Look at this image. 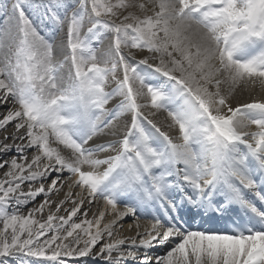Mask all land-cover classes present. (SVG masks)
Wrapping results in <instances>:
<instances>
[{
	"label": "snow or ice",
	"instance_id": "obj_1",
	"mask_svg": "<svg viewBox=\"0 0 264 264\" xmlns=\"http://www.w3.org/2000/svg\"><path fill=\"white\" fill-rule=\"evenodd\" d=\"M69 7L68 55L57 61L19 0L12 5L21 35L15 51L0 54V107H7L0 264L87 257L94 264H264V102L229 103L242 84L264 88V0H72ZM89 9L94 22L82 37ZM105 33L112 41L100 61L92 43ZM162 112L182 143L153 118ZM251 125L257 130L245 131ZM103 135L113 138L94 143ZM61 192L59 202L51 199ZM237 210L239 219L229 216ZM81 211L85 218L75 222ZM209 214L228 217L231 227L190 226ZM142 216H150L144 225ZM128 219L135 234L123 236ZM172 240L166 254L149 255Z\"/></svg>",
	"mask_w": 264,
	"mask_h": 264
},
{
	"label": "bare ground",
	"instance_id": "obj_2",
	"mask_svg": "<svg viewBox=\"0 0 264 264\" xmlns=\"http://www.w3.org/2000/svg\"><path fill=\"white\" fill-rule=\"evenodd\" d=\"M27 1V2H26ZM30 1V0H29ZM28 0H19V2L21 3V5L24 8L25 11V15L26 17H28L29 21L31 22L32 26L36 29V32L38 33L39 36L43 37L45 40H47L49 43H51L53 45V56L54 59H56L57 61H62V57L64 56V54H67L66 52V44H67V31H68V20H67V16L61 15L63 13H65V11H60L59 13H61L60 15L57 13V17L58 20L55 19L54 20V24H51L52 28L50 30L46 29V25H44L40 20H39V9H37L35 6L31 5L30 2ZM46 2L50 1V0H45ZM44 0H41L40 3L45 2ZM7 5L8 3H10L11 5H13V3H15V0H0V3H6ZM60 3L63 5H71L72 4V0H60ZM71 11V10H70ZM43 24V25H42ZM20 21L18 18V14L12 11V15L11 16H7L4 15L3 13H0V54H3L6 51H15V47H16V40L17 38L20 37ZM106 35L103 37V40L100 41V43H98V47L97 49H94L95 47H93V49L96 51V55L98 57V59H102V58H107L105 56V53L107 52L108 48L106 46L105 40H106ZM112 40V37L111 39ZM109 40V46L111 41ZM10 47V48H9ZM70 67H64L63 69V74L67 75L68 69ZM145 98H141L139 100L140 103L145 104ZM253 101H261L264 102V88H262L259 84H251L248 83L246 85L242 84L240 86L237 87V89L235 90L234 94L232 97H230L229 103L232 107H237L238 105L241 104H245V103H251ZM9 107H11V105L9 104ZM144 112H149V111H155L154 109H148L146 108L145 110L143 109ZM158 124L162 125L164 128H167L168 132L173 133V127H169L168 125L172 124V121L170 120V118H167V113H158L155 117H153ZM124 123H127V121H121V125H123ZM251 130L252 128H247L245 129V131ZM12 130V128L9 129V132ZM172 130V131H171ZM0 135H2V133H0ZM32 153H28L29 156H31ZM11 156H9L7 159H9ZM102 157V156H101ZM4 171H6V169H2L0 170V178H3V173ZM63 178V177H62ZM24 190L27 189L28 185L25 184L22 186ZM61 193L57 194V195H53L51 197V199H55L57 202H59V200L61 199ZM102 205V201H99L98 203L95 204V206L91 205L90 207L93 208L92 210H96L97 208H99ZM53 209H55V205L52 206ZM85 208H89V205L87 203H85L84 205ZM21 212L23 214L27 213V209H21ZM47 211L45 212V214H43L41 217H39L38 219H46L47 218ZM80 216L84 217L83 211H81V213L77 216L80 218ZM75 221V222H79ZM132 220H126L123 222V229L121 230V234L123 236H132L135 234V229H133L131 232H129L127 230L128 228V224L131 223ZM141 224H143V222L141 221ZM2 226V225H0ZM173 241V240H172ZM173 244V243H172ZM82 246V245H81ZM99 248L98 246H95L93 249V253H97L99 252ZM163 254V253H162ZM12 258H9V260H11ZM69 260V264H77V263H84L86 262L87 264H94V261L90 258H66ZM95 264H99V262H95Z\"/></svg>",
	"mask_w": 264,
	"mask_h": 264
},
{
	"label": "rangeland",
	"instance_id": "obj_3",
	"mask_svg": "<svg viewBox=\"0 0 264 264\" xmlns=\"http://www.w3.org/2000/svg\"><path fill=\"white\" fill-rule=\"evenodd\" d=\"M29 1V0H28ZM40 1L41 0H30L29 2H30V4L31 5H33V6H35L37 9H39V20L44 24V25H46V29H48V30H50L52 27V25L51 24H54V20L55 19H53V12H55L56 13V16H57V13L60 15L61 13H59L60 11H64V8H63V4H61L62 5V7L61 8H59V9H56L55 7H54V5H56V3H57V0H50V1H48V2H46L45 0V2H42V3H40ZM27 2V1H26ZM6 4H7V2H6ZM71 6H72V4L70 5V7H69V9H68V11L70 12V10H71ZM49 9H51L52 11H49ZM66 15L67 16V13L65 12V13H63V14H61V15ZM148 14H151V13H148ZM4 15H7L8 17L9 16H11L12 15V5L10 4V3H8V11H7V14H4ZM28 18V17H27ZM94 22V17H92L91 15H90V9H89V16H87L86 18H85V21H84V23H83V25H82V28H81V36L83 37L84 35H85V33L87 32V29L89 28V27H91V24ZM118 22V21H117ZM42 24V25H43ZM84 32V33H83ZM106 35V40H105V42L104 43H106V46H107V48H109V40L111 39V37H112V33H105L104 35H103V37ZM20 39V37L19 38H17V40H16V42H18V40ZM103 39H101V41H102ZM110 41H112V40H110ZM92 46L93 47H95L94 49H97V47H98V43H96V42H93L92 43ZM10 48V47H9ZM66 52H67V54H64V56L65 55H68V49H67V44H66ZM148 53L146 52V51H144V52H140V53H138L137 55H136V59H142L145 55H147ZM63 56V57H64ZM105 58H102V59H98V60H100V61H103ZM117 75L118 76H122V73H117ZM147 101V98L145 97V102ZM8 107H9V105H8ZM7 111V107H0V116H2L5 112ZM10 128H12V126H9V129ZM9 129H8V131H9ZM29 153H31V152H29ZM12 154L10 153L8 156H5V157H3V159H7L9 156H11ZM0 170H2V169H0ZM45 184H47L48 182L47 181H45L44 182ZM36 186H38V185H36ZM27 190V189H26ZM66 190V189H65ZM61 199L63 198V192H62V194H61ZM43 199H44V197L43 196H40V197H38V198H36L34 201H32V202H30L27 206H25V207H23V209H27V213H28V210L29 209H31V208H33V207H36V206H38L42 201H43ZM52 200H54V201H56L55 199H52ZM57 202V201H56ZM93 206H95V204H93ZM72 207V205H71V203H68V204H65L62 208H61V210L59 211V215H62V216H66L67 215V213L65 212V210L64 209H69L70 210V208ZM91 209H93V208H91ZM54 210V209H53ZM93 211V210H92ZM92 211H89L88 212V214H87V218H89V219H91L92 218ZM26 213V214H27ZM45 214V213H44ZM39 217H41V215H37V219L39 218ZM85 217H83V216H80V218L79 217H76L75 218V221H78V220H81V219H84ZM129 220H131V219H129ZM106 222V221H105ZM176 242H178V241H175L173 244H172V242L170 243V244H168V246L166 247L165 246V248L162 250V252L165 254L168 250H169V248H171ZM98 247H100L99 245H97ZM96 255V253H93L92 252V256H95ZM91 258V257H90ZM85 263V262H84ZM9 264H15V261L13 260V259H11V260H9ZM77 264H80V263H77Z\"/></svg>",
	"mask_w": 264,
	"mask_h": 264
}]
</instances>
